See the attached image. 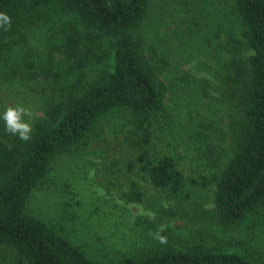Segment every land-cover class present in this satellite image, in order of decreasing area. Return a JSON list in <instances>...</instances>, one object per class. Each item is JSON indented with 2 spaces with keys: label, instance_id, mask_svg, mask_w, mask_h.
<instances>
[{
  "label": "rangeland",
  "instance_id": "obj_1",
  "mask_svg": "<svg viewBox=\"0 0 264 264\" xmlns=\"http://www.w3.org/2000/svg\"><path fill=\"white\" fill-rule=\"evenodd\" d=\"M222 1L148 0L142 27L145 38L161 39L175 49L169 55L170 65L158 64L164 108L146 119L122 109L109 113L100 123L103 134L96 132L99 135L93 137L91 133L86 144L57 155L31 195L29 213L48 222L90 258L118 264L128 257L167 249H209L239 252L264 264V209L257 208L241 223H223L214 205L213 173L219 169L218 161L201 148L202 129L212 135L210 140L220 152L232 144V137L223 132L230 129V114L219 99L220 83L211 75L221 40L214 37V30L223 18ZM25 22V26L17 25L9 47L1 50L8 59L0 58V110L3 114L9 105H23L31 112L25 118L34 125L45 116L43 104L55 93L54 84L78 78L86 84L108 63L101 61L95 44L86 67H76L73 74L65 61L59 63L61 54L55 53L54 71L59 76H48L46 53L61 43L59 35L54 36L60 32L61 21L33 17ZM153 30L158 33L148 32ZM27 55L30 64L24 61ZM202 76L208 80L204 89ZM149 120L151 143L147 144L139 124ZM145 150L150 159L163 154L176 158L186 174L181 191L151 182L139 157ZM136 192L142 199L131 201L128 197ZM161 226L166 244L150 235ZM20 262L13 247L0 244V264Z\"/></svg>",
  "mask_w": 264,
  "mask_h": 264
},
{
  "label": "trees",
  "instance_id": "obj_2",
  "mask_svg": "<svg viewBox=\"0 0 264 264\" xmlns=\"http://www.w3.org/2000/svg\"><path fill=\"white\" fill-rule=\"evenodd\" d=\"M222 3L223 18L214 30V37L221 39L216 46L217 63L210 71L220 83L219 99L230 114V129L223 132L232 137V144L220 152L211 134L203 129L199 133L202 152L218 161L219 169L213 173L218 217L223 223L238 224L257 208L264 209V0ZM148 4V0H0V12L11 17L10 30L0 28V58L4 61L8 58L1 50L9 47L11 33L35 17L61 21L60 32L54 33L61 43L47 48L48 76H59L54 71L55 53L61 54L59 63L65 61L73 74L76 67H86L95 44L101 50V61L108 63L107 69L102 67L86 84L79 83V78L54 84L55 93L47 96L42 109L45 116L34 123L30 140L9 134L0 119V244L13 247L21 256L20 264H111L90 258L48 222L29 213L27 206L52 160L64 150L86 144L91 133L93 137L103 134L100 123L109 113L122 109L146 119L164 108L158 64L170 65L169 55L175 49L161 39L145 38L142 27ZM242 51L246 52L243 56ZM24 57L30 64L29 56ZM204 80L203 89L208 81ZM206 105L211 107L209 102ZM139 127L150 144L152 121L141 122ZM149 156L147 150L139 155L151 182L181 191L186 174L176 158ZM128 198L142 199L139 192ZM118 264L256 263L239 252L167 249L128 257Z\"/></svg>",
  "mask_w": 264,
  "mask_h": 264
},
{
  "label": "clouds",
  "instance_id": "obj_3",
  "mask_svg": "<svg viewBox=\"0 0 264 264\" xmlns=\"http://www.w3.org/2000/svg\"><path fill=\"white\" fill-rule=\"evenodd\" d=\"M0 28L4 30H10L11 28V17L5 13L0 12ZM31 112L28 108L23 105H9L6 110L3 112L0 119H3L5 123V130L12 135H17L19 139L23 141H28L32 137L33 125L31 120L26 119L25 117H30ZM150 215V213H148ZM165 231V228L161 226L153 235V238L156 239L161 244L167 243V237L162 235Z\"/></svg>",
  "mask_w": 264,
  "mask_h": 264
}]
</instances>
